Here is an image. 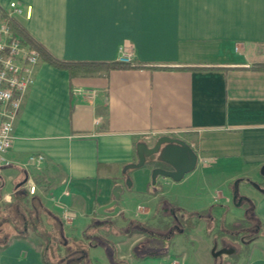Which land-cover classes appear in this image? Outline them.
<instances>
[{
    "label": "crops",
    "instance_id": "0c3cea01",
    "mask_svg": "<svg viewBox=\"0 0 264 264\" xmlns=\"http://www.w3.org/2000/svg\"><path fill=\"white\" fill-rule=\"evenodd\" d=\"M20 9L12 13L10 4ZM9 15L53 58L62 62H116L129 45L134 62L217 70H111L70 79L39 59L34 82L18 112L10 165L0 169V201L14 202L16 186H34L45 209L61 221L55 202L75 216L65 235L96 264H216L206 223L174 235L163 252L142 233L124 237L128 221L150 228L170 219L157 214L160 200L193 213L215 206L212 216L232 224L244 219L238 197L254 203L260 224L244 264H264V0H0ZM181 139L207 160L179 182H150V168L127 172L138 142ZM41 155L38 166H27ZM249 180L255 185L247 183ZM123 187L114 217L96 213ZM108 212H112V209ZM108 225L91 245L83 239L92 221ZM166 221V222H165ZM62 222V221H61ZM92 231H89V234ZM119 236V237H118ZM75 243V244H76ZM29 237L0 249V264H45ZM83 259V260H84ZM48 261V260H47Z\"/></svg>",
    "mask_w": 264,
    "mask_h": 264
},
{
    "label": "trees",
    "instance_id": "16d2710c",
    "mask_svg": "<svg viewBox=\"0 0 264 264\" xmlns=\"http://www.w3.org/2000/svg\"><path fill=\"white\" fill-rule=\"evenodd\" d=\"M0 18L5 22L12 35L17 37L22 47L33 50L38 54L41 61L47 63L51 67L59 70H64L68 73L70 79L78 77H94L102 74H107L111 70H217L219 68H202V67H188V66H164V65H146V64H121L118 62L102 63V62H62L53 58L48 52L44 50L37 42H35L26 31L21 28L12 17L0 11ZM252 70H264V64H256L251 66ZM251 185H255L249 180H245ZM242 199L241 207L244 210V219L236 221L232 224L226 223L223 219L217 220L212 216V212L216 209L215 206L199 211V212H185L177 207L166 204L160 200L162 207L157 210V214L170 219V224L159 222V227L153 229L137 221H128L124 229L119 230L124 237H130L133 233H142L151 239V245L157 246L164 251L154 255V257H163L166 255L165 249L170 245L171 239L174 235L190 231L196 227L198 221L206 223L205 231L208 236H212L213 240H225L228 237L236 240L239 237L247 238L248 241L253 240L258 236L260 231V224L254 212V203L244 197ZM48 225L49 229H44ZM92 227L84 233L83 239H87L91 245L97 244V239H101L99 234L93 233L99 229L105 228L107 222L92 221ZM190 228V229H189ZM29 229L37 235H48L49 240L54 244L58 243L59 239H63L69 244V240L65 235L63 223L48 212L41 198L33 196L29 197L28 193L19 188L17 190L14 202L5 205L0 201V249L7 247L8 243L13 238L28 237ZM41 230V232H40ZM92 233L89 234V231ZM40 237V236H39ZM44 237V236H43ZM106 246H111L110 242L103 240ZM71 242V245L63 247L66 254L70 252L81 253L85 255L84 248L76 243V247ZM215 245V243H214ZM46 261V262H45ZM45 264H50L47 259ZM113 264H121L115 259Z\"/></svg>",
    "mask_w": 264,
    "mask_h": 264
},
{
    "label": "built area",
    "instance_id": "2783aa9c",
    "mask_svg": "<svg viewBox=\"0 0 264 264\" xmlns=\"http://www.w3.org/2000/svg\"><path fill=\"white\" fill-rule=\"evenodd\" d=\"M10 8L12 13L20 12L15 3H11ZM38 61V54L22 47L19 39L12 35L8 25L0 18V169L10 165L8 153L12 145L14 124L24 96L34 82V68ZM116 62L134 64L132 47L120 46ZM43 160L41 155H31L26 165L38 166ZM198 162L205 164L207 160L198 158ZM26 192L34 195L35 187H27ZM55 205L60 211L62 223L71 225L75 219L74 214L57 202Z\"/></svg>",
    "mask_w": 264,
    "mask_h": 264
},
{
    "label": "water",
    "instance_id": "95a60500",
    "mask_svg": "<svg viewBox=\"0 0 264 264\" xmlns=\"http://www.w3.org/2000/svg\"><path fill=\"white\" fill-rule=\"evenodd\" d=\"M136 162L127 164L122 169L125 175V187L131 188L132 181L128 177L127 172L131 169H142L144 166L150 168L151 185L155 187L157 179H170L173 182H179L183 177L192 172L198 162L197 155L190 145L185 141L171 136H160L152 145L147 142H138L135 146ZM27 176L16 186V189L23 187L27 183ZM238 181L234 182L233 201L236 207H240L242 199L237 194ZM123 187L116 185L112 191L113 200L106 206H101L96 213L104 217H114L120 209L117 202L122 195ZM112 209V212H108ZM232 250L221 249L212 250L214 258L220 257L222 254H230Z\"/></svg>",
    "mask_w": 264,
    "mask_h": 264
},
{
    "label": "rangeland",
    "instance_id": "374dc122",
    "mask_svg": "<svg viewBox=\"0 0 264 264\" xmlns=\"http://www.w3.org/2000/svg\"><path fill=\"white\" fill-rule=\"evenodd\" d=\"M145 167L146 166H144L143 168ZM139 170L140 169H131L130 172H137ZM44 229L48 230L49 226L45 225ZM99 236H101V238L105 240V237H103L105 236V234H101ZM28 237L33 242L42 247L44 256L50 264H96L93 261H87V259H84V254L76 252H70L66 254V252H64L63 250V247L67 246L68 243L61 238L59 239L58 243L54 244L53 241L49 240L48 235H37L30 229L28 231ZM214 243V248L216 251L221 249H225L227 251L232 250V253L230 254H222L220 257H217L215 259L216 264H244L246 262L249 245V241L247 240V238L239 237L236 240H232L228 237H225V240H213V244ZM73 247H76V244H73Z\"/></svg>",
    "mask_w": 264,
    "mask_h": 264
},
{
    "label": "bare ground",
    "instance_id": "6f19581e",
    "mask_svg": "<svg viewBox=\"0 0 264 264\" xmlns=\"http://www.w3.org/2000/svg\"><path fill=\"white\" fill-rule=\"evenodd\" d=\"M198 163V162H197Z\"/></svg>",
    "mask_w": 264,
    "mask_h": 264
}]
</instances>
